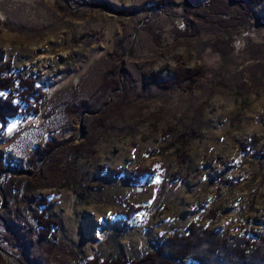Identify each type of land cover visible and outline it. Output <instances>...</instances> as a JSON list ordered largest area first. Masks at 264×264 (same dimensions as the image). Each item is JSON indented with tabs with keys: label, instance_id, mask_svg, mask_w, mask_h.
<instances>
[{
	"label": "rangeland",
	"instance_id": "obj_1",
	"mask_svg": "<svg viewBox=\"0 0 264 264\" xmlns=\"http://www.w3.org/2000/svg\"><path fill=\"white\" fill-rule=\"evenodd\" d=\"M234 1L0 0V63L35 80L45 96L39 114L9 120L1 135L0 160L20 171L10 188L26 195L27 179L43 168L26 159L46 142L61 143L54 150L60 161L71 158L67 146L81 152L69 161L76 172L65 173L66 185L83 174L85 185L98 184L82 202L75 191L50 188L32 190L24 202L20 194L0 197V217L20 223L28 246L37 239L38 198H47V214L61 220L59 242L85 258L137 259L154 251L156 238L183 234L190 222L222 231L228 242L260 231L264 0L250 5L252 33H241L231 49L224 44L238 12ZM177 65L200 74L192 89L171 82ZM114 79H126L130 93L116 94ZM185 127L198 135L186 140ZM132 168L156 173L148 185L141 179L134 186ZM153 200V213L142 211L123 227V202ZM1 218L0 264H22L4 240ZM38 252L30 256L34 264H73L57 250Z\"/></svg>",
	"mask_w": 264,
	"mask_h": 264
},
{
	"label": "trees",
	"instance_id": "obj_2",
	"mask_svg": "<svg viewBox=\"0 0 264 264\" xmlns=\"http://www.w3.org/2000/svg\"><path fill=\"white\" fill-rule=\"evenodd\" d=\"M260 1L261 0L234 1L238 12L236 16L232 17L233 21L231 22L230 28H228L225 33L227 34V38H229V41L224 44L226 48L229 47L233 49L232 47H235V44L241 41L239 40L241 33L249 35L252 33L250 21H253L254 15L250 5ZM219 51H217L219 53L218 56L223 57L222 59L229 56L230 50H228L226 54L220 53ZM173 73L174 79L171 82L182 91L192 89L191 87L200 77V74L196 75L195 70H184L182 65L174 67ZM16 74L14 67L9 62L0 63V138L2 137L1 135L4 129L9 124V120H13L19 115H26V117H29L39 114V105L45 99L44 93L39 90L40 88H38L35 80L29 79L27 76L19 78ZM128 83L126 79L125 82L114 79L111 89H117L118 91L116 94L125 96L130 93ZM185 128L182 136H185L186 140L194 139L198 135V132L196 133L193 129H189V127ZM60 144L61 143L46 142V144L40 147H32L26 159V164L31 168H37L39 166L38 162H42L43 168L40 171L31 173V176L27 179L26 195H23L22 192L19 191L20 188H10L9 186L13 183V176L20 173L18 167L15 166L11 168L9 164L0 160V197L2 201L4 199L7 200L8 197H19L20 194L22 195L21 200L24 202L27 195L31 193L32 190L36 188H50L53 190L66 189L75 191L78 193V202H82L92 191L97 190L98 184L91 185V183H86L85 185L83 183L81 179L84 174L80 175L79 180L75 176L69 177L72 182L68 185L64 183L67 174L76 172L74 169L68 167L70 164L69 161L72 160V155L74 153L80 155L81 152L78 151L76 146L73 148L72 146H65L66 150L70 152L71 158L67 159L64 157L61 158V161L57 160L54 150L59 147ZM100 169V173L103 172L104 168L102 166ZM113 172L115 175L119 176L123 174V170L119 168L114 169ZM155 173V169L132 168L130 170L129 181L132 182L134 186H139L141 183L140 180L144 179L145 182L141 184L143 186L148 185L149 180L153 178ZM97 175H99V173ZM97 175L95 173V176ZM34 202L38 210L32 212V216L35 218L36 222L34 232L37 236L35 243L32 244V242H30L29 244V246L33 247V250L29 248L25 240V238H29L30 235L27 236V232H25L23 233L24 236L19 232V228L21 227L20 223L8 225L6 219L0 217L4 222V227L8 231L4 240L8 245L17 248V256L22 264H34L30 256L32 254L35 255L38 251L37 254L46 253L51 255L55 253L56 250L61 256L70 259L73 264H178L183 259L187 260L190 264H264V220L260 222L261 229L257 233L248 229L240 236L233 235L229 242L223 237L224 234L222 231L212 232L208 229L201 230L198 224L190 222L183 234H169L165 236V238H156L154 240V251L137 257V259L116 256L102 259L98 253L92 254L90 258H85L81 256L80 252L71 244L62 245L59 242L58 230L62 223L60 219L50 218L47 214L51 202L47 198H38L35 199ZM157 203L156 200H153L152 203L146 206H134L129 202H123L125 208L122 211L123 227H129L132 224L133 217L142 211L153 213V207Z\"/></svg>",
	"mask_w": 264,
	"mask_h": 264
}]
</instances>
